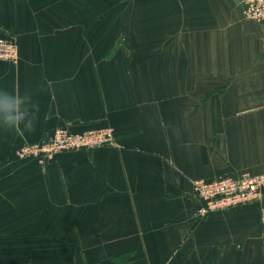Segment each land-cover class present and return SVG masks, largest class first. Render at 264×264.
Instances as JSON below:
<instances>
[{"label":"crops","instance_id":"1","mask_svg":"<svg viewBox=\"0 0 264 264\" xmlns=\"http://www.w3.org/2000/svg\"><path fill=\"white\" fill-rule=\"evenodd\" d=\"M244 0H0V89L40 105L0 126V264H264V189L199 216L194 183L264 172V23ZM114 142L21 159L55 129Z\"/></svg>","mask_w":264,"mask_h":264},{"label":"built area","instance_id":"2","mask_svg":"<svg viewBox=\"0 0 264 264\" xmlns=\"http://www.w3.org/2000/svg\"><path fill=\"white\" fill-rule=\"evenodd\" d=\"M243 13L247 20L264 23V0H244ZM19 49L13 38L0 36V62H15ZM114 142L112 128L86 133H72L69 129H55L52 136L39 143H28L20 148L21 159L41 161L54 158L65 152L92 151ZM195 192L201 201L199 216L207 217L210 213L228 210L250 204L261 198L264 189V172L257 176L244 175L240 178H219L213 181L198 180L194 183ZM264 227V214L262 216Z\"/></svg>","mask_w":264,"mask_h":264},{"label":"clouds","instance_id":"3","mask_svg":"<svg viewBox=\"0 0 264 264\" xmlns=\"http://www.w3.org/2000/svg\"><path fill=\"white\" fill-rule=\"evenodd\" d=\"M40 105L33 101L32 95L19 88L13 91L0 89V126L23 136L35 129Z\"/></svg>","mask_w":264,"mask_h":264}]
</instances>
